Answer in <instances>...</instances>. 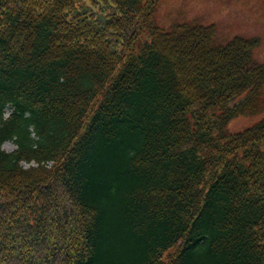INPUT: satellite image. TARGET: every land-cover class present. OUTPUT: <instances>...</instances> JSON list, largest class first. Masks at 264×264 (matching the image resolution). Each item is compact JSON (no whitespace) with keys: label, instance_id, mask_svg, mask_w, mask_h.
<instances>
[{"label":"trees","instance_id":"obj_1","mask_svg":"<svg viewBox=\"0 0 264 264\" xmlns=\"http://www.w3.org/2000/svg\"><path fill=\"white\" fill-rule=\"evenodd\" d=\"M159 1L0 0V264H264L258 39Z\"/></svg>","mask_w":264,"mask_h":264},{"label":"rangeland","instance_id":"obj_2","mask_svg":"<svg viewBox=\"0 0 264 264\" xmlns=\"http://www.w3.org/2000/svg\"><path fill=\"white\" fill-rule=\"evenodd\" d=\"M156 21L164 30L190 23L213 25L220 43L237 36L257 37L259 42L254 48V56L264 61V0H160ZM263 117V112L240 116L233 119L229 127L233 131L243 129ZM3 148L12 151L15 144L7 141Z\"/></svg>","mask_w":264,"mask_h":264}]
</instances>
